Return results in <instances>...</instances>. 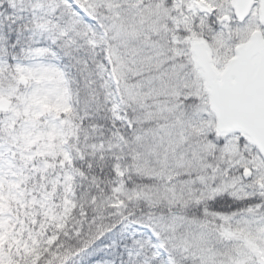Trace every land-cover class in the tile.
<instances>
[{"label":"snow or ice","instance_id":"snow-or-ice-1","mask_svg":"<svg viewBox=\"0 0 264 264\" xmlns=\"http://www.w3.org/2000/svg\"><path fill=\"white\" fill-rule=\"evenodd\" d=\"M0 264H264V0H0Z\"/></svg>","mask_w":264,"mask_h":264}]
</instances>
